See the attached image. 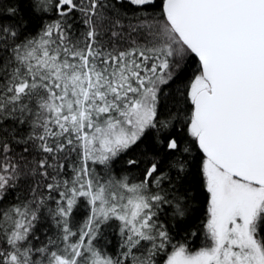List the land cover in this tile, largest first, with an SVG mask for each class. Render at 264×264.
<instances>
[{"label":"snow or ice","instance_id":"6c2138e0","mask_svg":"<svg viewBox=\"0 0 264 264\" xmlns=\"http://www.w3.org/2000/svg\"><path fill=\"white\" fill-rule=\"evenodd\" d=\"M0 264H264V0H0Z\"/></svg>","mask_w":264,"mask_h":264}]
</instances>
